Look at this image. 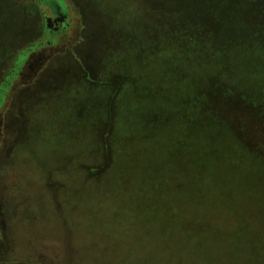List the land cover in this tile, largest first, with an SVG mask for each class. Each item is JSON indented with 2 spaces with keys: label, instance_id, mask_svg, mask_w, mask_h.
I'll use <instances>...</instances> for the list:
<instances>
[{
  "label": "rangeland",
  "instance_id": "374dc122",
  "mask_svg": "<svg viewBox=\"0 0 264 264\" xmlns=\"http://www.w3.org/2000/svg\"><path fill=\"white\" fill-rule=\"evenodd\" d=\"M163 1L162 16L176 19V0ZM236 1L193 0L207 31L206 43L193 50L203 69L193 70V60L176 41V28L156 23L158 15L147 0H61L69 25L54 31L43 27L42 17L52 13L57 0H0V264H264V167L258 164L264 157V76H258L264 75V0L253 2L240 17L241 26L215 25L214 11L235 10ZM212 40L226 46L230 62L223 48L204 49L214 47ZM118 52L116 64L129 60V65L110 67L109 53L113 60ZM185 58L189 64L181 65L183 71L197 81L219 67L216 76L228 89L221 99L225 112L218 113L227 125L232 122L233 132L249 138L256 154L247 158L255 172L234 204L171 205L159 210L162 220L148 223L137 218V210L108 206L116 202L95 189L97 176L103 175L96 168L112 167V142L128 137L131 114L178 136L203 121L205 138L216 141L217 148L220 140L208 128L211 118L196 116L199 95L213 89L194 86L196 93L182 83L180 76L187 73L176 70L188 63ZM251 62L256 70L248 79L239 77L244 75L238 70ZM211 104L205 107L216 111ZM152 105L166 112L152 113ZM228 141L221 140L227 150L233 144ZM84 198L91 199L86 206ZM115 212L136 218L108 221ZM182 213L188 218L186 228L179 229L169 217ZM212 224L250 235L222 239ZM144 229L155 232L151 241Z\"/></svg>",
  "mask_w": 264,
  "mask_h": 264
},
{
  "label": "trees",
  "instance_id": "16d2710c",
  "mask_svg": "<svg viewBox=\"0 0 264 264\" xmlns=\"http://www.w3.org/2000/svg\"><path fill=\"white\" fill-rule=\"evenodd\" d=\"M182 1L183 2H178L177 0L175 1L173 12L176 14V19L174 20L165 19L162 16V12L163 14L165 12V10L162 11V8H167L166 1L147 0V4L150 3L154 5L155 10L153 9L152 12H156L158 15V17H156L158 18L156 23L162 27V24L165 22L168 26L172 25L176 28V41L180 44L179 47L181 50L185 51L183 54H188L189 58L194 61H191V63H193L192 66L195 65L193 66V70L197 69V67L199 70H202L203 67L201 68L196 63L197 59L200 60L198 55L199 52L196 51L193 53V50L202 48V44L206 43L207 40L204 35L207 31H204L205 25L203 24L204 26H202L203 21L194 10L195 3L193 0ZM257 1L259 0H237L236 2L239 7H236L235 10L226 11V9H222L221 11L218 8L219 11H214L216 13L214 14V17L210 16L212 18V22L215 21V25L224 24L226 26L232 23L233 26L237 28L238 25H242L240 22L242 19L240 17L246 16L244 13L250 9L253 2ZM181 5L183 6L182 8ZM239 10L243 13H237L240 12ZM193 35H195L194 38ZM189 38H192V47L190 49H188L189 46L187 45L186 47L185 44L188 40H190ZM211 46L214 47L210 48V46H208V48L204 49H206V51L215 50L218 52L220 51V48H223L221 53L225 56V60L228 58L229 54L227 53V49H225L226 46L216 43L213 40ZM168 52L169 51H164L165 54ZM111 54L112 53H109L111 61L108 63L110 67H123L126 62L116 64V58H119V52L115 54L113 60ZM228 59L230 62L231 58ZM126 61L129 63V60ZM184 61H187L186 58ZM239 61L241 62V65H243V61ZM187 62L188 63H179V67L176 70L177 73L180 71L183 73L186 72L183 71L181 65L189 64V61ZM128 63H126V65H129ZM176 64L177 63L175 62V66ZM251 64L252 62L249 65L245 64V67L242 70H238V73H243L244 75L239 77L248 79L251 75L249 72L254 69ZM236 67L239 68L238 63H236ZM184 69L186 70L185 67ZM226 69L230 73H234L233 71L236 70H232L231 68L229 70L228 66H226ZM255 70L256 69H254V71ZM217 71H219V67L213 68V71L206 75L205 81H203L201 77L198 81L193 79L190 71H187V74L184 76H180L183 77L182 83L187 81L189 86L192 87L196 93L197 90L194 86L202 88L208 85L209 88L213 89L212 92L210 91L207 93V88L199 95L200 108H197L198 112L196 113V116L197 119H200L199 121H201V119L205 120L204 116L206 113L207 117L211 118L209 120L210 122L206 121L212 124H209L208 128L210 129L213 127L212 133H215V138H219L218 140H220L217 148H215V145L217 144L216 141L211 140L208 142V139L205 138L204 127L201 126L203 123L205 124L203 121L194 126L184 127V134L182 136H178L177 131L175 134L171 133V131L165 126L160 127L159 125H161V123L155 122L153 124L148 117L146 118L144 116L145 119H143L141 115L131 114L128 117V128L130 129L126 134L128 137L126 136V139H118L112 142V150L115 152L114 155L116 156L112 167L107 170H103L104 164H101L99 168H96V170H100V173L103 175L97 176L98 178L96 179V182H94L95 189L100 195L108 197L110 202H116L108 206L113 207L116 204H119L120 206L125 205L128 210H137L139 212L136 213L137 218L139 217L148 223L155 224L162 220V215L159 213V210L161 212L162 209H168L170 208L168 206L171 205H221L218 207L220 208L224 207V204H234V201L240 200L239 195L243 194L247 190V183L251 181L255 172L254 165H250L248 162L249 158H247V156H255L256 153L254 151V147L249 141V138L243 134L238 135L237 131H235L236 133L233 132V129L231 128L232 122L227 125V122L223 119V106L226 104H224L221 99L223 92L228 89V84L220 83L218 76H216L218 74ZM258 76L263 77L264 75L258 74ZM190 78L193 80L190 81ZM209 78H212L213 80H209ZM234 83L230 84H233L234 86ZM2 96L3 93L0 91V98ZM148 98H150V96H148ZM149 102L150 101H148V106ZM211 103H215V105L218 106V109H215L217 112L214 110L208 111V108L206 107L212 106ZM150 109L152 113L157 112L160 114L161 112H166L162 109H155V106ZM150 109H147V112ZM218 111L222 115L219 114ZM151 112L149 113L151 114ZM187 120L188 118L185 122ZM222 124H224V132L218 134L217 132L220 130ZM106 134L107 133H105V136ZM175 135L177 136L175 137ZM226 138L229 141L225 143H233L229 150L221 144V140L225 141ZM119 141L122 142V148L119 147ZM105 143L107 144V142ZM238 156L241 157V160L237 159ZM258 158L260 161L258 164H261L263 165L262 167H264V157L259 156ZM89 200L91 199H82V206H86L89 203ZM140 207L143 209L142 211L138 210ZM213 216H218V214H214ZM135 218L136 217L130 215L129 212L126 214L115 212L114 215L109 216L107 219L110 222H124L127 219L129 220ZM169 218H171L170 221L178 223V228H186L184 219L188 218L187 214L182 213L180 216ZM231 221H233V219ZM201 222L204 221H198L197 223L209 228L208 223ZM211 226V228L216 231V236H220L222 239H227L233 235H238L240 237L250 235V232H247V230L242 228L234 229V226L231 227L232 225H230V228L228 229H224L221 226L219 228L213 224ZM175 227L176 226H174V228ZM143 231V234L151 241L155 232L152 229H144ZM158 232V234L161 235L160 231ZM187 232L191 235V237L197 236V234H192L189 231ZM204 232L205 233L203 234H206L208 232L207 229H204ZM208 235L210 236V233H208ZM256 240L260 241V239ZM195 246L198 248V245ZM157 249L159 251L158 247ZM194 255L197 257L195 252Z\"/></svg>",
  "mask_w": 264,
  "mask_h": 264
},
{
  "label": "flooded vegetation",
  "instance_id": "af4514ba",
  "mask_svg": "<svg viewBox=\"0 0 264 264\" xmlns=\"http://www.w3.org/2000/svg\"><path fill=\"white\" fill-rule=\"evenodd\" d=\"M53 1V0H50ZM56 1V0H54ZM58 2L54 3V9H52V13L46 15L43 14L42 17V25L43 27L45 26L46 28H49V31H54L56 29H63L66 30L68 28V14L66 12L65 8V3L61 2V0H57ZM50 42V41H49ZM33 49V48H31ZM27 54V51L21 55L22 58H25ZM4 88L3 83H0V91H2ZM3 93V92H2Z\"/></svg>",
  "mask_w": 264,
  "mask_h": 264
}]
</instances>
